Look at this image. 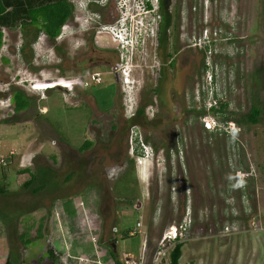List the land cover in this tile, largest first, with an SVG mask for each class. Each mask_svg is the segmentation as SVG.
Here are the masks:
<instances>
[{
    "label": "rangeland",
    "instance_id": "374dc122",
    "mask_svg": "<svg viewBox=\"0 0 264 264\" xmlns=\"http://www.w3.org/2000/svg\"><path fill=\"white\" fill-rule=\"evenodd\" d=\"M139 1L67 0L75 15L68 24L71 34L59 42L60 47L55 41L45 43L49 53L37 64H33V45L39 36L20 29L4 31L0 52V187L8 192L0 202L10 198L9 192L15 196L22 192L24 198H30L23 193L30 178L24 169L53 175L50 191L30 198L31 213L7 226L0 220V264L11 252L19 257V264H115L111 252L123 264H171V252L178 243L183 244L181 264H264V83L255 85L264 82V66L260 68L259 61L250 56L255 38L264 41V0L212 1L211 16L208 9L204 12L200 8V27L211 19L218 31V23L225 25V21L236 29L231 32L244 31L248 56L244 58L246 67L236 69V57L220 55L211 61L214 50L210 47L200 54L207 69L200 66L196 98L176 99L184 110L183 119L190 116L186 114L188 106H196L198 112L191 116L193 130L187 133L182 128L183 135H190L189 142L180 145H163L159 127L145 126L146 110L144 117L135 120L131 114L138 111L137 103L133 111L124 110L123 82L109 75L108 68L90 70L88 78L101 73L105 80L84 88L89 73L80 71L76 54H65L69 49H85L91 37L100 49L109 42L120 53L123 46L126 63L121 68L133 74L128 84L131 87L124 92L130 93L125 96L139 100V108L146 109L157 78V68L146 71L145 66L158 64L149 62L148 56L159 21V4L143 0L140 5ZM42 13L47 14L48 8L32 12L35 25L47 20ZM94 21L113 29L116 36L122 34L129 45L120 44L97 27L91 29ZM64 45L69 49L65 51ZM257 48L264 51L262 44L257 43ZM36 52L41 53L40 49ZM53 67L54 73L48 70ZM37 72L48 81L34 80ZM52 82L57 85L43 87ZM17 91L31 100L29 108L19 115L13 109ZM93 99L105 110L115 104L129 121L118 125L120 119L92 114L89 103L93 105ZM222 103L228 105L226 111L215 113ZM255 106L263 107V115L257 125H251L248 118ZM57 138L76 150L86 141L93 142L92 154L99 156L107 169L100 171L99 166L93 174H85V170L76 173L72 176L74 190L66 178L74 173L72 165L78 158L67 148L62 152ZM140 140L153 152L141 165L137 163L143 151ZM2 160L7 166L1 165ZM195 179L201 198H196L192 188ZM95 185L100 189L95 190ZM70 204L76 211L79 237L69 229L66 208L73 210ZM4 212L9 222L20 210L9 206ZM43 222L42 240L34 246L19 240V234L35 236Z\"/></svg>",
    "mask_w": 264,
    "mask_h": 264
},
{
    "label": "flooded vegetation",
    "instance_id": "af4514ba",
    "mask_svg": "<svg viewBox=\"0 0 264 264\" xmlns=\"http://www.w3.org/2000/svg\"><path fill=\"white\" fill-rule=\"evenodd\" d=\"M212 1L216 0L154 1L155 6L159 4V21L155 30H153L154 37L152 38L151 44L149 46V48L152 49V52L148 58L151 59L149 62L152 61L155 63V61H157L158 64H154V66L146 64L145 69L147 71L150 70L151 67H156L157 78L155 80L156 84L154 85L153 89L150 88L153 95L152 99L149 101L150 104L145 109V122L147 121L145 126H147L149 123L151 126L159 127L161 131L160 137L165 143L163 145H167L168 143L180 145L181 143L183 144L184 142H189L188 138H190V135H183L182 128L184 127V129L188 130L187 133H190V131L193 130V125L191 124L193 119L191 116L198 114V112L195 109L196 106L190 108L188 106L186 109V114L190 116L186 119H183L181 116L184 110H180V102L177 104L176 99H179L180 101L181 99H188L190 97L196 98V91L199 87L198 75L201 73V71H199L201 70L200 66L202 65V68L204 67L203 70H205V68L207 69L204 59H201L200 57L202 52L207 53L209 47L210 50L213 48L214 53L211 51L209 56L211 61L213 60L214 56L220 55L233 58L236 57V59L238 58L235 61L236 69H243L246 67L244 58L248 56V49L246 47L248 37L244 31H240V35L239 33L231 32V30L236 31V29H233V27H231V23L228 21H225V25L222 23L219 26L220 23H218V27L220 29L218 31L217 29L213 28L211 19L209 20L208 25L206 22L204 26L200 27V8H202V11L204 12L205 8L208 9V15L211 16L210 7ZM147 8L153 12L151 6L148 5ZM110 22L111 21H107L106 24ZM100 24L101 23H99V21H94L93 24L91 23V29H95L97 27L98 30L104 32L103 28L105 24ZM200 34L202 35L201 38ZM62 40V35H60L57 37L55 44L57 43L58 45ZM90 42L92 44H90ZM90 42L89 44L85 42V49L79 48L75 52H72L67 45H64L65 51L69 49L67 52H64L67 54V56H74V54H76L74 60L78 59L80 62L79 69L82 73H89L90 70L92 73L95 69L106 67L110 70L108 72L109 75H115L117 81L119 80L120 82V75L117 73V71L124 64V58L121 56V52L119 53L118 48H116L114 44L108 45L109 42L103 46V44H100L97 41L103 46L101 49L99 46H97L92 37ZM201 43L203 46H201ZM257 43L258 45L262 44V49L264 48V41H260L255 38V41H253L251 46L250 56H252L256 61H259L260 68H263L264 51L262 50V52H260V50L257 48ZM65 58L66 60H69L67 57ZM260 68L256 70V77L259 74ZM91 73L87 74V81H84V88L89 87L93 83L89 81L90 77L88 78ZM259 83H262L260 85L263 86L264 82L261 81L255 83V85H259ZM144 87L145 85H143V88ZM256 88H258V86H256ZM87 98H89L88 95H85L86 102L88 103L89 101H87ZM94 100L95 99L91 100L93 105L89 103L92 114H100V116L104 118L108 116L111 117V120L113 121L120 119L118 125H120L122 121H129V119L126 117V114L121 112L120 109L115 106V104L112 106V108H110V110H105L97 106V100ZM136 103L138 111L135 115V120L140 117H144L139 115V110L142 108H139L140 101L136 100ZM223 106V109L226 111L228 105L222 103L221 108ZM213 107L215 106L211 105L212 113L220 112L218 109L213 112ZM255 108L257 107L255 106ZM260 108L261 110L263 109V107ZM172 116L175 118H172ZM201 116L202 115L199 117ZM106 120L109 119L106 118ZM233 124H235L236 127H239V125L235 122H233ZM217 128L219 131V125ZM233 130L235 129L233 128ZM147 142L149 141L147 140ZM67 149L73 153L75 158H78V161L80 160L83 162V169L86 173L93 174L96 167L99 166L100 171L107 169V166L104 167V163L99 161V156H96L95 158V155L92 154V146L86 150H82V147L75 151H72L71 147H67ZM113 150L115 151L114 147L112 146V153ZM85 152H87L86 155ZM103 153H105V151H103ZM81 154L83 155V158L85 156V160L82 158ZM78 163L79 162L76 164ZM192 188L196 191V193L193 192L196 195V198H201L200 186L196 182V179ZM193 189L191 190L193 191ZM176 229L179 231V228Z\"/></svg>",
    "mask_w": 264,
    "mask_h": 264
},
{
    "label": "trees",
    "instance_id": "16d2710c",
    "mask_svg": "<svg viewBox=\"0 0 264 264\" xmlns=\"http://www.w3.org/2000/svg\"><path fill=\"white\" fill-rule=\"evenodd\" d=\"M50 7L54 8L51 13L49 12ZM46 8H48V13L40 14V15L45 14L44 17L47 19L45 20L46 22L41 27H33L34 22L31 16L32 12L37 11V10L43 11ZM73 12H74V8L69 7L67 0H0V52L4 45V36H5L4 31L5 30L15 31L17 29H20L24 31L25 33L28 31H32L34 33L35 32L42 33L45 36H47L51 41H56L57 37H59L62 34L63 28L68 23H70L69 20L74 15ZM13 101L15 102V108L13 109L16 115H19L20 113L26 111L31 104V100L22 91H17L16 94H14ZM222 108H224V106ZM222 108L220 107V109L218 110L219 111L224 110ZM144 110H145V107H142L139 110L140 116L144 115ZM262 115L263 113L260 107L254 108L250 111L248 122L254 125L259 123ZM57 139L59 142L60 150L62 152L67 147H70L61 138H57ZM93 144L94 143L91 141H86L85 145L82 147V150L88 149L89 147L93 146ZM72 151H75V150L72 149ZM78 162H79L78 164H76L77 163L76 162L75 165H72V167L76 169L75 170L72 169L74 173L70 174V177L66 178L67 183L72 182L73 175L84 171L83 162L80 160ZM38 171H41V170H38ZM22 172L30 176V178L23 185L24 196H29L31 198L32 196H38L42 194L44 191H47V190L50 191L49 182L52 178V175H53L52 173H48L46 176L42 171H41L42 173L40 172L35 173L32 169H24V171ZM87 178L88 177H86L85 179ZM70 186H72L74 190L76 189L73 185V182ZM93 188H95V190L100 189L99 186L97 187L96 185L93 186ZM7 192H8L7 190L0 187V198L5 199L7 196ZM9 193H10V198L6 199V201L3 203L0 202V220L1 222L5 224V226H7L14 219L18 221L20 217L24 216L27 213L32 212V209L31 210L28 209V207H30V205L28 204L30 198L29 199L24 198L23 195H21L22 192L16 193V196L11 192ZM83 193L84 192H82L81 195H83ZM11 197H14V198L11 199ZM69 200L65 202H69ZM9 206L11 209H14L16 211L20 210V212L15 213V215H13V219L8 222V218L6 217L4 211ZM70 207L73 210H70L68 207L66 208L68 210L67 215L69 218V229L73 235L78 236L79 223H78V220L75 218L76 211L72 207V204H70ZM44 231H45V222H43V225L39 228V231L36 232L37 234L35 236L27 238L24 234H19L18 238L26 246L27 245L34 246L35 243H38L40 240H42ZM182 232L184 235L186 232L185 226ZM171 254L172 255H171L170 263L171 264H181L180 261H181L182 254H183V244L182 243L176 244ZM46 255H47V252L44 256ZM53 255L54 253L50 254V256H53ZM111 257L113 261L115 262V264H123L117 260L113 252H111ZM4 264H19V257L14 252H11L9 253Z\"/></svg>",
    "mask_w": 264,
    "mask_h": 264
},
{
    "label": "built area",
    "instance_id": "2783aa9c",
    "mask_svg": "<svg viewBox=\"0 0 264 264\" xmlns=\"http://www.w3.org/2000/svg\"><path fill=\"white\" fill-rule=\"evenodd\" d=\"M121 1H123L124 4H125L128 0H121ZM139 4L142 5V4H143V0H140V1H139ZM103 30H104V31H109V32H111V34L114 36V39H115V40H119V41H121L120 44H127V45H129V41H128V39H126L125 37H122V35H120V36H116V35H115L116 32H115L113 29L105 27V28H103ZM120 44H119V46H120ZM122 48H124V47L121 46V49H122ZM128 72H129V71H128V69H127L126 67H124V68H120V69H118V71H117V73L120 75V81H122V82H123V85H124V90L122 91V95H121V105H122V107L125 109V111H127V110L133 111L132 108L135 106V105H134V101H133L132 98H129V97L125 96L126 94H128L127 92H129V91H127L126 93H124V92L126 91V88H128V84H129V82H130V78H131V75H130V73H128ZM89 81H90V82H93V83H95V84H101V83L104 81V76H103L101 73H95L94 75H92V76L90 77ZM61 84H62V85H66L65 82H61ZM56 85H57V83H54V82H52V83H47V86H49V87H54V86H56ZM36 86H37V85H34L33 87H36ZM129 93H130V92H129ZM136 113H137L136 111H135V112H132L131 116L134 117V116L136 115ZM142 143H143V144H142ZM140 145L142 146L143 151H142L141 154L138 156V158H137V163L141 165V164H143L146 160L151 159V157H152V155H153V152H152V149H150L149 146L146 145L144 141H141V140H140ZM1 165H3V166H7V163H6L4 160H2V161H1Z\"/></svg>",
    "mask_w": 264,
    "mask_h": 264
},
{
    "label": "crops",
    "instance_id": "0c3cea01",
    "mask_svg": "<svg viewBox=\"0 0 264 264\" xmlns=\"http://www.w3.org/2000/svg\"><path fill=\"white\" fill-rule=\"evenodd\" d=\"M33 19V18H32ZM43 19H46V18H43ZM34 21V20H33ZM46 21L44 20L42 23H39V25L37 24V25H35V22L33 23V25L35 26V27H41L44 23H45ZM35 36L37 37V36H39V37H43V38H40L41 39V44H39V43H37V45H36V48H38L39 47V45H40V47H39V49H40V52L41 53H38V52H36L35 50H33V64H37L38 63V59L40 58V60L43 62V61H45V59H46V56L48 55V53H49V50L47 49V47H46V44L45 43H50L49 42V38L47 37V36H45L44 34H42V33H37V32H35ZM51 41V40H50ZM36 43V42H35ZM45 45V46H44ZM44 46V47H43ZM2 51H3V49H2ZM34 54H35V56H34ZM2 56V55H1ZM7 60V59H6ZM48 70H51L53 73H54V70H56L55 69V67H53V68H51V69H48ZM40 78V79H39ZM33 79L34 80H36V81H38V82H40V83H45V82H43V81H48L47 80V78H44V77H42V76H40V74L37 72L36 74H34V77H33ZM47 92V91H46ZM44 111H48V108H44ZM56 147V146H55ZM60 147V146H59ZM74 150H76V149H74ZM63 196V195H62ZM61 196V197H62ZM71 196V195H70ZM72 197V196H71ZM24 264V263H23ZM27 264V263H26Z\"/></svg>",
    "mask_w": 264,
    "mask_h": 264
},
{
    "label": "clouds",
    "instance_id": "9594fccd",
    "mask_svg": "<svg viewBox=\"0 0 264 264\" xmlns=\"http://www.w3.org/2000/svg\"><path fill=\"white\" fill-rule=\"evenodd\" d=\"M72 8H74V7H72ZM74 17H75V15H74ZM69 24V23H68ZM68 24L63 28V32H62V39L64 40L69 34H71V32H70V30H72L69 26H68ZM105 27H107V26H105L104 25V28ZM108 28V27H107ZM70 29V30H69ZM6 31V30H5ZM104 32H107V33H110L111 34V32H109V31H104ZM112 35V34H111ZM122 35V34H121ZM113 36V35H112ZM114 37V36H113ZM122 37H124L123 35H122ZM40 38H43V37H39V39L37 40V42L33 45V47H34V50L36 51V50H38L39 49V47H40V45H39V47L38 48H36V45H37V43H39V44H41V39ZM127 39V38H126ZM4 42H5V36H4ZM123 50L121 51L122 52V54H123V56H124V62L126 63V60H125V50H124V48H122ZM130 75H131V77H132V73H130ZM132 82V80H130V82L129 83H131ZM133 84V83H132ZM134 85V84H133ZM129 87H131V86H129L128 85V88ZM133 88H136V86H134ZM130 92V91H129ZM136 102H134V104H135ZM183 225H180L179 226V228L180 227H182Z\"/></svg>",
    "mask_w": 264,
    "mask_h": 264
},
{
    "label": "bare ground",
    "instance_id": "6f19581e",
    "mask_svg": "<svg viewBox=\"0 0 264 264\" xmlns=\"http://www.w3.org/2000/svg\"><path fill=\"white\" fill-rule=\"evenodd\" d=\"M39 19V18H38ZM45 86H47V85H44L43 87H45Z\"/></svg>",
    "mask_w": 264,
    "mask_h": 264
}]
</instances>
